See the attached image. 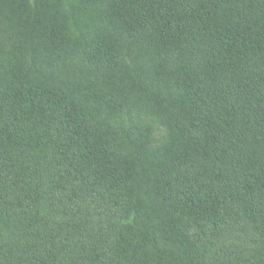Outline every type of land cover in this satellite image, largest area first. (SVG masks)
Wrapping results in <instances>:
<instances>
[{
	"label": "trees",
	"instance_id": "16d2710c",
	"mask_svg": "<svg viewBox=\"0 0 264 264\" xmlns=\"http://www.w3.org/2000/svg\"><path fill=\"white\" fill-rule=\"evenodd\" d=\"M0 264H264V0H0Z\"/></svg>",
	"mask_w": 264,
	"mask_h": 264
}]
</instances>
